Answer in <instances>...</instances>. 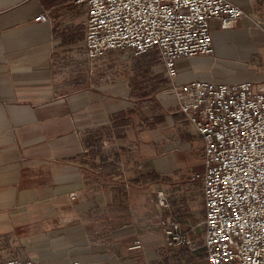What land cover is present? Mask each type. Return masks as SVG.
I'll return each instance as SVG.
<instances>
[{"label":"crops","instance_id":"crops-1","mask_svg":"<svg viewBox=\"0 0 264 264\" xmlns=\"http://www.w3.org/2000/svg\"><path fill=\"white\" fill-rule=\"evenodd\" d=\"M229 1L245 16L210 21L213 52L177 59V86L264 85V0ZM86 20L73 0H0V264H202V136L158 51L90 62ZM170 217L191 244H168Z\"/></svg>","mask_w":264,"mask_h":264},{"label":"built area","instance_id":"built-area-1","mask_svg":"<svg viewBox=\"0 0 264 264\" xmlns=\"http://www.w3.org/2000/svg\"><path fill=\"white\" fill-rule=\"evenodd\" d=\"M73 1L87 8L82 47L89 61L112 50L139 56L156 49L179 111L202 136L203 169L189 180L200 183L203 192L207 264H264V85L174 84L177 59L213 52L210 21L230 28L245 12L229 0ZM157 202L168 206L163 192ZM170 218L161 223L168 244H191ZM5 264L35 263L11 258Z\"/></svg>","mask_w":264,"mask_h":264},{"label":"rangeland","instance_id":"rangeland-1","mask_svg":"<svg viewBox=\"0 0 264 264\" xmlns=\"http://www.w3.org/2000/svg\"><path fill=\"white\" fill-rule=\"evenodd\" d=\"M195 236H196L197 242H199L198 244H201V241L203 242V234H202V232L199 233L198 235H195ZM194 248H197V247H194ZM195 250H197V249H195ZM197 255L199 256V254H197ZM202 264H207V262H203Z\"/></svg>","mask_w":264,"mask_h":264}]
</instances>
